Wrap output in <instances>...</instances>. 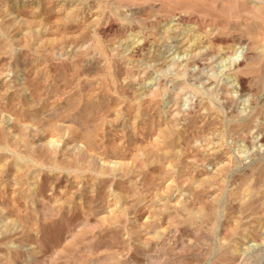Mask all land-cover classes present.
I'll return each mask as SVG.
<instances>
[{"label": "rangeland", "instance_id": "1", "mask_svg": "<svg viewBox=\"0 0 264 264\" xmlns=\"http://www.w3.org/2000/svg\"><path fill=\"white\" fill-rule=\"evenodd\" d=\"M188 1L0 0V264H264V0Z\"/></svg>", "mask_w": 264, "mask_h": 264}, {"label": "bare ground", "instance_id": "2", "mask_svg": "<svg viewBox=\"0 0 264 264\" xmlns=\"http://www.w3.org/2000/svg\"><path fill=\"white\" fill-rule=\"evenodd\" d=\"M184 1H185V0H184ZM187 1H188V0H187ZM166 2H167V1H166ZM188 2H189V1H188ZM175 19H176V18H175ZM179 19H181V18H179ZM171 20H172V19H171ZM178 28H179V27H178ZM168 29H169V28H168ZM175 29H176V28H175ZM179 30H180V29H179ZM171 32H172V31H171ZM214 34H215V33H214ZM214 34H213V35H214ZM216 34H217V33H216ZM216 34H215V35H216ZM168 35H169V34H168ZM214 37L216 38V36H214ZM169 39H170V38H169ZM213 39H214V38H213ZM180 45H181V44H180ZM186 45H187V44H186ZM182 50H183V49H182ZM185 51H186V50H185ZM195 61H196V60H195ZM239 61H241V60H239V59L237 58V60H236L235 63L237 64V63H239ZM239 83H240L239 85H241V86L244 85L243 78H240V79H239ZM241 198H242V197H240V199H241Z\"/></svg>", "mask_w": 264, "mask_h": 264}]
</instances>
